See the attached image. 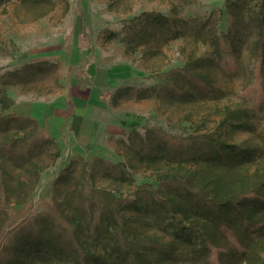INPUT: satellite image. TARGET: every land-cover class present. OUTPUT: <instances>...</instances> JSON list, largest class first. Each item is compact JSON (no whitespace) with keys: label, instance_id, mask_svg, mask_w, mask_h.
I'll return each instance as SVG.
<instances>
[{"label":"rangeland","instance_id":"374dc122","mask_svg":"<svg viewBox=\"0 0 264 264\" xmlns=\"http://www.w3.org/2000/svg\"><path fill=\"white\" fill-rule=\"evenodd\" d=\"M261 21L264 0H0V114L17 115L5 119L0 142L19 149L0 153V225L12 232L43 210L77 214L65 199L80 185L133 201L116 209L145 256L158 260L154 242L172 241L174 257L162 262L204 264L191 255L204 218L157 208L153 197L174 194L160 186L172 175L210 193L220 177V196L261 177L264 101L253 112V97L241 95L253 80ZM260 61L264 94V48ZM154 131L174 142L212 133L226 149H254V161L228 169L186 150L180 160L167 158ZM88 240L96 252L108 243ZM252 246L264 252V233ZM21 257L22 264L44 262L34 253Z\"/></svg>","mask_w":264,"mask_h":264},{"label":"trees","instance_id":"16d2710c","mask_svg":"<svg viewBox=\"0 0 264 264\" xmlns=\"http://www.w3.org/2000/svg\"><path fill=\"white\" fill-rule=\"evenodd\" d=\"M263 48L264 25L261 21L260 38L256 44L258 61L253 68V80L241 91L243 97H253V112L264 101L260 61ZM189 77L201 87H209L202 78L191 74ZM0 102L1 105H6L2 97ZM11 117L17 115L0 114V128L5 119ZM72 120L73 130L77 132L81 117L74 115ZM154 136L157 146L167 150V158L180 160L182 151L186 150L185 154L190 155L189 157H202L228 169L254 161V149H226L230 144L214 137L212 133H201L179 142H174L171 136L163 132L154 131ZM189 147L192 151L188 150ZM18 151L13 142H0V153L12 154ZM187 181L186 175L167 177L160 182V186L173 189L174 194L165 198L154 196L153 200L157 208L162 204L180 207L204 218L200 227L203 237L198 246L193 248L192 258L204 264H233L238 259H264V252L257 251L252 246L264 233V216H252L253 212L264 209V171L250 187L240 188L230 196H220V190L224 188L220 177L215 180L212 193L209 190L194 189ZM65 201L67 206L77 208V214L60 210L57 215L52 210H43L33 212L25 223L12 232L0 225V264H22L21 256L27 253H34L44 261L43 264H165L162 260L174 257L175 247L172 241H155L154 245L160 251V256L158 260H153L128 239L122 226L125 220L118 214L116 203H132L130 198H117L106 190H98L97 194L93 191L89 193L79 185ZM86 214L88 220L84 223L82 220ZM83 233L87 236H83ZM90 237L96 241L108 239L102 252L89 249ZM184 238L188 243H193L190 232L185 233ZM52 259L58 261L52 263Z\"/></svg>","mask_w":264,"mask_h":264}]
</instances>
